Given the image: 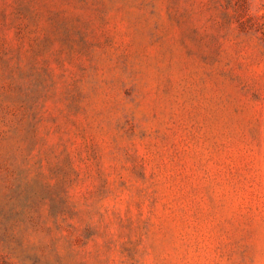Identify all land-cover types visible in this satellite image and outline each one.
Segmentation results:
<instances>
[{"label":"rangeland","instance_id":"rangeland-1","mask_svg":"<svg viewBox=\"0 0 264 264\" xmlns=\"http://www.w3.org/2000/svg\"><path fill=\"white\" fill-rule=\"evenodd\" d=\"M0 264H264V0H0Z\"/></svg>","mask_w":264,"mask_h":264}]
</instances>
